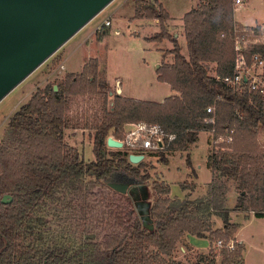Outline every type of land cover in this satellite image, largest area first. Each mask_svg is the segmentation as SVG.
<instances>
[{"label":"trees","instance_id":"16d2710c","mask_svg":"<svg viewBox=\"0 0 264 264\" xmlns=\"http://www.w3.org/2000/svg\"><path fill=\"white\" fill-rule=\"evenodd\" d=\"M134 9L136 17L159 23L150 40L172 42L163 56L172 54L173 61L157 67V79L175 94L162 101L110 98L94 59L79 73H67L33 92L10 116L0 138V196H11L0 203V264H184L174 256L183 236L228 240L236 232L238 224L230 221L225 206L228 181L238 192L234 210L264 215V150L257 143V134L264 131V95L250 90L247 81L233 90L207 68L213 62L220 78L231 74L235 29L258 33L259 25L237 23L233 0H199L182 17L185 56L167 32L169 15L157 0H134ZM255 53L264 59V40L249 47L247 59ZM87 94L99 96L101 109L85 117L71 106ZM209 105L213 114L206 112ZM213 115L214 125L204 121ZM138 122L158 123L173 134L157 151L158 159L166 163L167 151H187L185 163L194 178L190 150L199 133L213 128L217 137L233 130L231 142L213 146L206 155L213 177L205 196L170 197L169 184L154 180L158 196L145 215L133 194L108 185L119 172L134 180L141 177L146 162L131 163L128 155L143 151L106 144L108 136L122 139L125 125ZM69 128L91 131L92 160L65 143ZM195 186L181 182L188 192ZM212 215L221 217L222 229L214 227ZM243 249L242 243L224 247L218 264H243ZM215 258L210 250L198 256V263L215 264Z\"/></svg>","mask_w":264,"mask_h":264},{"label":"rangeland","instance_id":"374dc122","mask_svg":"<svg viewBox=\"0 0 264 264\" xmlns=\"http://www.w3.org/2000/svg\"><path fill=\"white\" fill-rule=\"evenodd\" d=\"M160 1L163 2L160 3L161 6L167 13L174 16L177 23H180V16L183 15L185 7L192 2V0ZM132 5L134 0H112L0 100V138L3 136L10 116L29 99L33 92L46 84L58 83L67 73H79L83 64L91 59L97 61L98 73L100 78L107 82L105 88L110 98L116 95L117 88L120 87V82L117 83V81L120 80L125 90L133 97L158 100L170 94L168 84L157 79V67L166 63L162 51L166 52L168 50L166 47H172V42L169 39L161 40L163 42L150 40L149 38L160 30L159 23L147 20L150 18L136 17ZM105 19H108L111 24L101 31H95V26ZM140 19L143 20L140 21ZM234 19L242 24L264 22V0H245L243 5L235 10ZM259 28V35H250L249 43L264 40L263 26L259 25ZM175 30L181 31V28L177 27ZM174 31H169L167 28L170 36L179 44L182 43V40L177 38L178 34L174 35ZM182 52L187 53L185 44H182ZM210 63L207 68L209 73L213 74L216 64ZM60 64H63V69L60 68ZM71 107L73 111L88 117L101 109V99L97 95L87 94L76 99ZM128 127L129 125H125V130ZM205 132L207 142L205 133L200 132L198 141L191 146L190 150V160L196 172V178L191 175L190 168L185 163L187 151L173 150L165 153L168 158L166 163L159 161V153L146 152L142 159L146 165L140 168L141 177L142 174H146L145 178L140 177L134 180L123 172H119L112 175L109 182L128 183L125 193L134 195L138 208H141L144 214L158 196L152 186L154 180L159 179L169 184L170 197L184 199L205 196L207 192L205 183L210 181L211 175L213 177L211 169L205 164V157L213 146L216 145L218 148L220 144L227 143L223 141L225 134L214 137L212 130ZM90 134L91 131L86 128L64 130L65 143L76 146L86 161L94 157ZM214 140L217 142L215 143ZM257 143L258 147L264 150V131L257 134ZM183 181L195 182L196 186L191 191L192 195L189 193L191 196H186L188 190L182 189ZM227 185L225 206L229 210L230 221L238 224L235 233L243 243L242 257L246 264H264V215L257 217L252 215V211L234 210L238 192L233 181H228ZM212 220L214 227L223 228V221L219 215H212ZM224 231L221 232L224 233ZM235 233L228 240L209 238V236L191 237V242L197 248L183 236L176 244L174 256L182 260L184 264H196L199 255H207L212 250L216 254L215 264H218L220 251L227 243H240L236 241ZM218 239L222 240L221 246L216 244Z\"/></svg>","mask_w":264,"mask_h":264},{"label":"water","instance_id":"95a60500","mask_svg":"<svg viewBox=\"0 0 264 264\" xmlns=\"http://www.w3.org/2000/svg\"><path fill=\"white\" fill-rule=\"evenodd\" d=\"M111 1L0 0V100ZM106 144L123 146L112 136ZM128 158L135 164L144 155L130 153ZM108 185L122 193L128 187L119 182ZM10 200L9 194L0 196V203Z\"/></svg>","mask_w":264,"mask_h":264},{"label":"built area","instance_id":"2783aa9c","mask_svg":"<svg viewBox=\"0 0 264 264\" xmlns=\"http://www.w3.org/2000/svg\"><path fill=\"white\" fill-rule=\"evenodd\" d=\"M245 0H234V9L241 7ZM111 22L105 19L102 23L95 27V31H101L104 27L109 26ZM260 29V28H259ZM264 29V26H263ZM257 36L259 32L256 33L254 30L249 28H236L234 36V68L233 72L229 75L219 77L216 71L213 73L214 77L220 79L227 87L233 90H239L242 87L243 81L248 82L250 90H257L264 95V59L259 54H252L249 60L247 59L246 53L249 47L257 43L258 41H252L249 43V36ZM260 42V41H259ZM61 69L64 68L63 64L59 65ZM206 112L208 114H213L214 107L209 105L206 107ZM204 121L207 123L215 124L214 115L211 117H205ZM129 127L125 130L123 138L118 139L122 142V145L127 147L130 151H143L146 152H157L163 149L167 141L171 140L174 135L165 133L158 123H129ZM214 129H210V131ZM230 130L228 134L224 135V142H231L232 136ZM216 143L217 140H214ZM134 153V152H132ZM139 154V153H135ZM143 154V153H142ZM144 155V154H143ZM218 246L222 245V240H216ZM228 249L234 247V243L230 242L225 245Z\"/></svg>","mask_w":264,"mask_h":264},{"label":"crops","instance_id":"0c3cea01","mask_svg":"<svg viewBox=\"0 0 264 264\" xmlns=\"http://www.w3.org/2000/svg\"><path fill=\"white\" fill-rule=\"evenodd\" d=\"M198 1L199 0H192V2L191 3H189L186 7H185V11L183 12V15L187 12V11H189L191 8H193V7H195L196 6V4L198 3ZM157 2L158 3H163L162 1H160L159 2V0H157ZM132 6H134V5H132ZM133 9H134V7H133ZM235 12V11H234ZM168 15H169V17H168V19H167V21H166V27L168 28V30L169 31H174V29H177V27H179V28H181V31H178V30H175L174 31V35H177L178 34V37L177 38H179V39H181L182 40V43H180V46H181V52H182V44H185V46H186V42H185V37H184V33H183V22H182V17H183V15H181L180 16V23H177V22H175V20H174V16H172V15H170L169 13H168ZM143 19H140V21H142ZM147 20H153V21H155V23H157L158 24V22H157V20L156 19H147ZM237 23H239V24H242L241 22H239V21H237L236 19H234ZM101 23V22H100ZM99 23V24H100ZM139 23V22H138ZM254 25H262V26H264V22H261V23H259V22H256V23H253ZM253 24H242V25H247V26H252ZM98 25V24H97ZM96 25V26H97ZM95 26V27H96ZM95 30V29H94ZM161 42H163V41H161ZM168 42H169V40H168ZM169 44H170V42H169ZM171 48V46H169V47H166V49H170ZM187 49V48H186ZM161 51H162V48H161ZM164 53V51H162V54ZM183 53V52H182ZM185 56H187V53L185 54V53H183ZM163 58H164V60L166 61V63H171L172 61H173V56H172V54H169V55H167L166 57H164L163 56ZM213 63V62H212ZM160 64V63H159ZM209 64V63H208ZM211 64V63H210ZM81 66H82V63H81ZM120 82V94L122 95V96H124V97H131V98H136V99H142V100H152V101H162L165 97H167V96H169V95H172V94H175V92L170 88V94L169 95H167V96H164V97H162V98H160V99H158V100H154V99H145V98H138V97H133V96H131L130 95V93H128V91H126L125 90V86L123 85V83H122V81L120 80L119 81ZM166 84H168V83H166ZM168 86L170 87V85L168 84ZM129 124V123H128ZM202 133H205V141H206V132L205 131H202ZM200 134V133H199ZM110 136H112V137H114L113 135H110ZM115 138V137H114ZM198 138H199V136H198ZM207 142V141H206ZM207 145V144H206ZM208 151V150H207ZM205 164H206V157H205ZM212 174V173H211ZM212 180V175H211V179H210V181ZM209 181V182H210ZM209 182H207V183H205V187L207 188V186H208V184H209ZM189 193H191V195H192V192L190 191V192H187L186 193V196H191V195H189ZM251 215V214H250ZM252 215H254V213L252 212ZM255 216V215H254ZM235 235H236V237L237 238H235L236 239V241L237 242H240V243H242V240H241V238H239L238 237V235L235 233ZM191 237H195L194 235H187V236H185V238H188V241L190 242V244L191 245H193V243L191 242L192 241V238ZM243 244V243H242ZM193 246H195V245H193ZM195 248H197L196 246H195ZM243 264H246L245 263V260H244V258H243Z\"/></svg>","mask_w":264,"mask_h":264}]
</instances>
